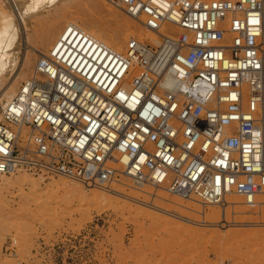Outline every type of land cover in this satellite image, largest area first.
Listing matches in <instances>:
<instances>
[{"label": "built area", "instance_id": "obj_1", "mask_svg": "<svg viewBox=\"0 0 264 264\" xmlns=\"http://www.w3.org/2000/svg\"><path fill=\"white\" fill-rule=\"evenodd\" d=\"M106 1L159 41L116 51L66 24L1 110L0 175L264 203V0Z\"/></svg>", "mask_w": 264, "mask_h": 264}, {"label": "rangeland", "instance_id": "obj_2", "mask_svg": "<svg viewBox=\"0 0 264 264\" xmlns=\"http://www.w3.org/2000/svg\"><path fill=\"white\" fill-rule=\"evenodd\" d=\"M52 3L23 27L20 7L16 11L13 0H0V12L11 15L19 31L0 80V113L6 103L1 95L17 93L40 52L48 53L68 23L93 33L128 35L115 43L117 51L152 37L105 0ZM111 188L115 192L99 199L103 190L60 176L23 169L0 175V264H264V205L248 206L234 195L230 201L237 204L223 217L219 206L164 190Z\"/></svg>", "mask_w": 264, "mask_h": 264}, {"label": "bare ground", "instance_id": "obj_3", "mask_svg": "<svg viewBox=\"0 0 264 264\" xmlns=\"http://www.w3.org/2000/svg\"><path fill=\"white\" fill-rule=\"evenodd\" d=\"M106 1V0H105ZM13 2H14V10L16 9V11L18 10L17 8H16V6H19L18 8H19V10L17 11V17H19V19H20V24H21V26H25L26 25V23L28 22L27 20L29 19V18H31V17H33V16H35V15H37V14H39V12H41L40 10H42L43 8L44 9H46L45 7H46V5L47 4H49V7H50V3H54V0H13ZM18 2V3H17ZM107 2V1H106ZM52 3V4H53ZM107 3H109V2H107ZM109 4H111V3H109ZM10 5V4H9ZM112 6H114L113 4H111ZM12 7V6H11ZM48 7V6H47ZM115 8H117L116 6H114ZM43 9V10H44ZM117 9H119V8H117ZM13 10V11H14ZM42 10V11H43ZM120 10V9H119ZM16 14V13H15ZM15 14H13L15 17H16V15ZM126 14V13H125ZM0 15H1V20H0V80H2V78H3V76L5 77V75H6V67H8L7 66V64L9 63V56L13 53L12 52V50H13V46H14V44H15V41H16V38L18 37V27H16L17 25H15V23L13 22V18H12V16L11 15H7V14H5V13H3V12H0ZM16 17V18H17ZM130 17V16H129ZM131 18V17H130ZM27 21V22H26ZM23 22H25V23H23ZM93 25H95V24H93ZM81 27H83V26H81ZM106 27V26H105ZM168 28H171L172 30H174L175 28L173 27V26H168V25H162L161 26V28H160V30H159V32H161L162 34H165V33H167V29ZM83 30H84V28H82ZM84 31H86V32H88L90 35H92L93 37H95L96 39H98L99 41H101V42H103V43H105L107 46H109V47H111V48H113V49H115L116 50V47H115V43H120V42H122V41H125V40H129L130 39V37L128 36V35H125V36H123V37H119V36H113V35H110V34H108V33H106V32H101V31H97V32H92V31H88L87 29L86 30H84ZM106 31V30H105ZM149 31V30H148ZM150 32V34L152 35V37H150V42H152V41H155V42H153V43H157L158 41H159V36H158V34H156V33H154V32H151V31H149ZM61 33H62V31L58 34V36L55 38V40H54V42L52 43V45H51V47L53 46V44L55 43V41L58 39V37L61 35ZM111 33V32H110ZM156 38V39H155ZM130 42V41H129ZM50 47V48H51ZM50 48H49V50H50ZM117 51V50H116ZM47 53H44V52H40V55H39V57H41V56H43V55H46ZM35 66V65H34ZM34 70V69H33ZM33 73H34V71H33ZM33 73H32V75H33ZM29 78V77H28ZM27 78V79H28ZM26 79V80H27ZM26 80H24L23 82H25ZM23 82H21V84H20V87H21V85L23 84ZM11 86V85H10ZM13 86V85H12ZM15 87V86H14ZM20 87H19V89H20ZM11 89H12V87H11ZM6 90H8V89H6ZM16 91V90H15ZM18 92V91H17ZM13 93V91L12 90H8V91H6V92H4L1 96L3 97V99L1 98V100H5V104H3V106H2V108L7 104V102L15 95V93L14 94H12ZM2 108H1V110H2ZM0 117H1V119H3V115H2V112L0 113ZM0 119V120H1ZM12 128L13 129H16L17 130V128H16V126H14V125H12ZM19 135H18V140H19V143H24V141L26 140V138H27V134H28V129L26 128V127H24V126H22V128H20L19 129ZM22 170V169H21ZM23 170H26V169H23ZM32 172V171H31ZM33 173H36V172H33ZM36 174H41V175H55V176H60V177H62V178H66V179H68V180H72V181H74V182H77V183H79L80 185H82V186H84L85 188H97V187H87L84 183H82V182H80L79 180H74V179H69V178H67V177H64V176H62V175H56V174H45V173H36ZM2 176V175H1ZM115 184H119V185H121V186H126V187H129V188H133V189H135V190H138V191H142V192H144V187L145 186H148V187H151V188H154V189H158V190H164L165 192H167V193H169V194H171L172 196H175V197H179V198H182V197H180V196H177V195H174V194H172L171 192H169L168 190H166V189H164L163 187L161 188V187H152V186H150V185H147V184H145V185H136L135 183H133L129 178H124V177H121V178H119L117 181L115 180V181H113L111 184H110V189H102V188H97V189H99V190H103V193H101V194H99L100 195V197H99V199H105V194L106 193H104V192H107V191H109V190H111V191H114L115 192V190H113L111 187L113 186V185H115ZM78 194V193H77ZM83 194V193H82ZM78 195H80V194H78ZM239 196V195H237V194H229L228 196H226V198H225V201L226 202H224V203H202V202H199V201H197V200H191V201H195V202H197V203H199V204H201V205H215V206H219V207H221L222 209H223V211H222V216L224 217L225 216V210H226V208H228L229 206H231V205H233V204H237V203H232L231 201H230V198L231 197H233V196ZM98 196V195H97ZM102 197V198H101ZM241 197V196H240ZM242 198V197H241ZM97 199H98V197H97ZM182 199H184V198H182ZM243 199V198H242ZM186 200H190V199H186ZM261 200V199H260ZM243 204H245V205H248V206H252V207H254V206H263L264 205V203H256V204H253V205H249V204H247L246 202H244V200H243ZM209 216H212L211 214H208ZM215 216V215H214ZM216 218V217H215Z\"/></svg>", "mask_w": 264, "mask_h": 264}]
</instances>
